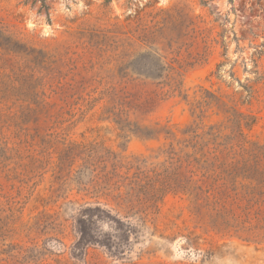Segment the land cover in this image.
Returning <instances> with one entry per match:
<instances>
[{"label":"rangeland","instance_id":"1","mask_svg":"<svg viewBox=\"0 0 264 264\" xmlns=\"http://www.w3.org/2000/svg\"><path fill=\"white\" fill-rule=\"evenodd\" d=\"M239 113L263 146L264 0H0V264H264V196L161 191Z\"/></svg>","mask_w":264,"mask_h":264},{"label":"trees","instance_id":"2","mask_svg":"<svg viewBox=\"0 0 264 264\" xmlns=\"http://www.w3.org/2000/svg\"><path fill=\"white\" fill-rule=\"evenodd\" d=\"M232 120L235 128L231 134L224 135L215 126L203 133L197 132L200 127L188 129L185 133L193 131L194 135L184 141L179 152L173 145L164 150L173 177L163 184V196L171 191L182 194L202 211L226 215L232 214L230 200L239 198L238 185L245 190L242 199L264 196V145L252 142L243 131V126L251 128L256 118L239 113Z\"/></svg>","mask_w":264,"mask_h":264}]
</instances>
